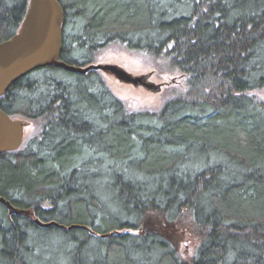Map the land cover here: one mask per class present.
<instances>
[{
	"label": "trees",
	"instance_id": "16d2710c",
	"mask_svg": "<svg viewBox=\"0 0 264 264\" xmlns=\"http://www.w3.org/2000/svg\"><path fill=\"white\" fill-rule=\"evenodd\" d=\"M27 2L0 0V42ZM59 2L64 62L118 45L184 83L150 110L99 70L17 79L0 108L36 128L0 152V197L28 211L0 201V264H264V0Z\"/></svg>",
	"mask_w": 264,
	"mask_h": 264
},
{
	"label": "water",
	"instance_id": "95a60500",
	"mask_svg": "<svg viewBox=\"0 0 264 264\" xmlns=\"http://www.w3.org/2000/svg\"><path fill=\"white\" fill-rule=\"evenodd\" d=\"M63 22L64 11L59 0H28L18 32L0 42V96L20 77L50 65L81 74L99 70L134 87L142 86L153 92L160 90L161 83L148 80L153 71L138 75L117 63L95 62L76 66L61 60ZM27 126L26 120L13 118L0 108V152L18 149L23 143ZM0 201L10 212L28 213L15 208L2 197ZM34 221L41 226L54 223Z\"/></svg>",
	"mask_w": 264,
	"mask_h": 264
},
{
	"label": "rangeland",
	"instance_id": "374dc122",
	"mask_svg": "<svg viewBox=\"0 0 264 264\" xmlns=\"http://www.w3.org/2000/svg\"><path fill=\"white\" fill-rule=\"evenodd\" d=\"M95 62H110L117 63L133 74H144L153 71L148 80L154 83H161L160 90L153 92L142 86L134 87L130 84H125L115 79L111 75L103 74V77L113 92L131 108L156 109L166 99L170 93L171 87H183L184 77L179 72L172 71L167 73H154L151 62L145 60L140 54L130 52L118 45L107 47L96 59ZM19 119V118H18ZM35 125L27 126L25 137L35 130ZM191 243V244H190ZM193 240L189 242L183 237L179 241V249H182V254L189 257L193 250ZM187 259V258H186Z\"/></svg>",
	"mask_w": 264,
	"mask_h": 264
}]
</instances>
